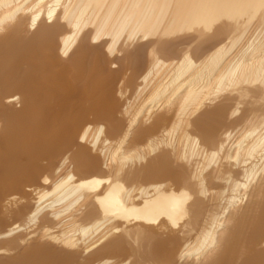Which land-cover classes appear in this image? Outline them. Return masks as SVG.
I'll return each instance as SVG.
<instances>
[{
	"label": "bare ground",
	"instance_id": "bare-ground-1",
	"mask_svg": "<svg viewBox=\"0 0 264 264\" xmlns=\"http://www.w3.org/2000/svg\"><path fill=\"white\" fill-rule=\"evenodd\" d=\"M0 264H264V0H0Z\"/></svg>",
	"mask_w": 264,
	"mask_h": 264
}]
</instances>
